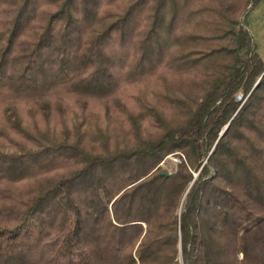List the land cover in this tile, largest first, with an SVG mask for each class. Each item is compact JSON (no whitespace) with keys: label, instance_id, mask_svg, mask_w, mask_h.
<instances>
[{"label":"trees","instance_id":"16d2710c","mask_svg":"<svg viewBox=\"0 0 264 264\" xmlns=\"http://www.w3.org/2000/svg\"><path fill=\"white\" fill-rule=\"evenodd\" d=\"M259 1L0 0V100L46 120L58 92L119 103L133 46L135 71L176 76L144 132L100 149L6 106L0 264H264V54L241 20Z\"/></svg>","mask_w":264,"mask_h":264},{"label":"rangeland","instance_id":"374dc122","mask_svg":"<svg viewBox=\"0 0 264 264\" xmlns=\"http://www.w3.org/2000/svg\"><path fill=\"white\" fill-rule=\"evenodd\" d=\"M121 2L122 0H113L109 3L111 12H117ZM247 13L248 11L246 15ZM246 15L241 20L246 22L258 51L264 54V0L256 4L247 18ZM34 29L30 34L35 33L37 29L35 27ZM134 50L136 49L133 46L128 57L129 63L122 68L121 77L119 75L120 84L116 95L119 103L112 102L109 110L97 101H88L84 108V104L77 96L58 92L52 97V104L55 107L59 102L63 108L59 110L55 107L53 117L46 120L41 111L31 103L0 100V130L7 126L9 136L16 135L4 114L6 106H10L19 115L23 128L33 134L51 130L55 136L59 137L64 130L74 133L80 129L85 133V143L97 149L104 146V137H107L109 145L134 137L135 122L144 132L146 125L152 124V115L147 113L148 108L160 109L163 96L168 92L167 88L171 89L176 81L175 64L156 70H146V72L141 69L135 71ZM62 94L65 96L63 99ZM166 160L161 163V166L167 167L169 172L175 171L180 159L170 155Z\"/></svg>","mask_w":264,"mask_h":264},{"label":"water","instance_id":"95a60500","mask_svg":"<svg viewBox=\"0 0 264 264\" xmlns=\"http://www.w3.org/2000/svg\"><path fill=\"white\" fill-rule=\"evenodd\" d=\"M245 15H246V13L243 15V17H242V18H244V17H245ZM163 175H164V176H169L170 174H169V173H167V172H165V173H163Z\"/></svg>","mask_w":264,"mask_h":264}]
</instances>
